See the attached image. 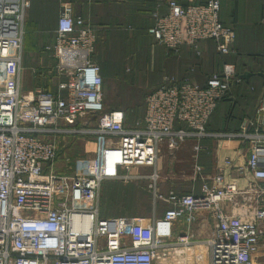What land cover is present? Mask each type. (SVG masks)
Returning a JSON list of instances; mask_svg holds the SVG:
<instances>
[{
  "label": "built area",
  "instance_id": "obj_1",
  "mask_svg": "<svg viewBox=\"0 0 264 264\" xmlns=\"http://www.w3.org/2000/svg\"><path fill=\"white\" fill-rule=\"evenodd\" d=\"M28 7L29 0H0V68L14 74L0 89V264H194L203 256L198 245L206 248L207 264H255L264 232V93L238 130L211 132L208 118L230 85L241 82L235 66L223 63L203 84L164 75L145 96L142 116L126 123L123 110H104L100 65L92 58L96 34L68 2L61 5L53 42L44 46L53 59L48 72L61 78L56 90H23ZM219 10V0H156L146 32L175 52L185 45L199 53L198 42L211 40L218 54H228L235 32ZM96 115L92 126L86 118ZM81 135L99 142L94 170L54 171L58 139ZM205 137L247 142L249 153L242 163L223 157L205 173L197 164ZM187 141L198 192L157 193L155 173L154 200L168 205L160 217L154 209L147 217L100 213L104 179L144 178L131 172L140 166L156 170L162 144L172 150ZM226 168L234 170L233 179H225ZM246 174L250 179L240 186L237 180ZM241 200L246 207L239 211ZM200 211L213 221L203 239L191 229ZM177 221L186 226L173 237Z\"/></svg>",
  "mask_w": 264,
  "mask_h": 264
},
{
  "label": "rangeland",
  "instance_id": "obj_2",
  "mask_svg": "<svg viewBox=\"0 0 264 264\" xmlns=\"http://www.w3.org/2000/svg\"><path fill=\"white\" fill-rule=\"evenodd\" d=\"M29 25L26 23L24 25L25 34L23 38V48L26 49V54H24L22 61L23 84L24 77H26L25 80L27 88L31 87L33 80L31 74L29 73L30 68L28 69V67H35L38 63L40 64V61L33 60L32 58L35 54V51L40 49L41 37L45 38L43 37L44 35H50V37L53 38L52 33L44 32L41 33L43 35H40V33L31 32V30L28 29ZM146 26L143 25L144 28ZM95 34L97 37L96 41H98L95 55L99 56V54H101V56L104 57V49L101 42L99 44L97 31ZM125 39L130 45L128 47L126 46L125 48V58L127 59L124 60L123 73L121 77H115L116 75L113 77H106L102 72V79L103 103L105 105L104 110L114 108L112 106L115 105L124 104L125 100H128V98L131 99L130 101H134V105L131 106L133 110L128 111V109L123 110L119 108L124 112L126 111L125 113L128 115L127 123H131V120L139 117L143 113L145 96L150 90L158 86L164 75L172 74L177 77L182 76V74L184 75L188 73L190 66L196 65L200 62V60H202L204 64V69H190L191 74L192 72L195 74L196 71L200 70L199 72L203 73L204 75L209 72L219 70L221 65L225 62L232 63L229 59H227L229 54L219 55L215 49V46H213L211 43L206 44V50L204 49V53L201 52L200 54V52H196V54H193L194 57H192L191 55L185 56L181 54V52L174 53V51L157 44L152 37L144 35L143 31L137 33L133 27L130 29V33ZM101 40L105 41L103 37ZM198 49L200 48L198 47ZM177 57L180 59V61L175 59ZM247 57H249V55L246 56L245 54L241 57L242 63H244L242 64L240 62L241 66L247 67ZM178 64L187 66L184 70L182 69L183 73L181 74L174 72V70H179ZM249 65L252 66L251 70L254 71L264 68V66L258 67L252 64ZM49 75L50 76L47 80L50 81V85H48V88L52 90L55 80L52 78V74L50 72ZM13 78L14 74L12 70L0 68V89L2 88L3 83H12ZM253 82L256 83L257 86H260L258 79L254 80ZM120 88H125L127 93H120ZM24 89L26 88L23 87V90ZM240 89L243 91L244 87L241 86ZM232 91L233 89H231L230 93H232ZM251 91L254 93V89ZM247 93L250 94V92ZM253 93L251 92L250 95H254ZM260 93H262V91H260ZM253 100L254 99L252 98L250 102H253ZM225 104L226 102L222 105H219L214 111L210 119V126L221 129L235 128L238 126L236 122H231L226 119ZM243 110L244 113L249 112L248 109ZM236 114H238V112ZM97 118L98 115L95 117L87 116L86 119H90V125L94 126ZM236 143H238L237 145L239 146L242 144L241 142L239 144L238 141H236ZM98 149L99 142L92 136L81 135L77 138L60 137L58 139V155L55 159V162L53 163V170L61 174H72L77 170H82L86 173L91 172L94 170L97 163ZM241 149L243 150L239 151L243 153L245 151L244 147L241 146ZM179 151L180 153H183V156H179ZM199 154L200 153L197 154V164L200 163V160L198 161V159H200L201 155L199 156ZM158 158L160 160V170H154V167L140 166L131 172V174L139 173L146 175L144 178L129 177L127 180L104 179L100 189V213L103 216L114 215V217L122 218L133 216L147 217L151 215L152 210L154 209L155 214L158 215V213L161 212L160 210L162 208H166L168 205L164 201L158 199L154 200L155 198L153 196V188H151L150 185L154 180L155 176L153 175L155 173L158 176V178L156 177L157 180L155 183V188L157 193L160 194H165L170 190H173L175 193L179 194L188 190L187 185L189 186L190 182H193L194 185L200 184L198 179L192 180L195 163L191 145L183 144L182 146L171 150L166 146V144H162L159 149ZM211 229L212 227L210 228L209 232ZM261 230L264 229L261 228ZM253 260L255 264H264V232H262L259 249L253 256Z\"/></svg>",
  "mask_w": 264,
  "mask_h": 264
},
{
  "label": "crops",
  "instance_id": "obj_3",
  "mask_svg": "<svg viewBox=\"0 0 264 264\" xmlns=\"http://www.w3.org/2000/svg\"><path fill=\"white\" fill-rule=\"evenodd\" d=\"M219 1H220L219 15L221 21L231 26L235 32V40L232 45L233 51L228 53L229 55L227 59H229L232 62V64L236 68V71L239 72L240 74L243 71L264 72V68L255 71L251 70L252 66L249 65L252 64L258 67L264 66V59H262L264 58V0H219ZM63 2H68L71 5L74 15L81 16L85 21L88 22V24L93 29H96L98 34L100 32L101 38L102 37L105 38L104 33L106 31L102 29L104 28V24L107 23V21L112 22L117 20L121 22H128L134 20L136 21L137 24H141L142 26L150 25L152 22L151 11L156 5L155 0H29V7L27 9L26 19H25L26 24L29 25L31 23L30 24L31 26L29 25L28 29L31 30V32L33 33H40V35H43L41 33L44 32L52 33L53 38H51L49 34H48L49 36L44 35L43 37L45 38L41 37L40 49L38 51H35V54L33 55L32 58L33 60L40 61V64L38 63L35 67H28V69L30 68L29 73L31 74L33 79L31 87L27 88L26 80H25L26 77H24V84H23V73H22V86L26 89H30L32 87L41 85L43 83H47L48 85H50V81L47 80L50 76L48 69L49 66L53 64V59L50 57L48 51L44 49V46L53 42L55 35L54 30L56 28L58 15L60 13L61 5ZM164 5H165L164 1H162L161 11L164 10ZM43 21H45L46 24L43 25ZM26 29H27V25H26ZM207 43H211L213 44V46H215L214 42L211 40H201L200 42H198V47L200 48L199 49L200 54L201 52L204 53V49L206 50L205 46ZM25 50L26 49L24 48V54H26ZM177 52L178 53L181 52V54L185 56L191 55L192 57H194L193 55L194 52L191 50V47L189 46L183 45ZM244 54L246 56L249 55V57H247L248 58L247 67L241 66L242 63L241 57ZM175 59L180 61L178 57ZM203 66L204 64L202 60H200L199 63L190 66V68L192 67L202 70L204 69ZM185 67L187 66L178 64L179 70L178 71L174 70V72L181 74L183 73ZM190 68L188 70H190ZM41 70H44L46 76L43 73H41ZM199 71H196L194 76L199 84H203L205 82L206 77L205 74L203 75V73H200ZM255 76H258L256 77V79L259 80L260 86H257L256 83L253 82L254 80H256L254 78ZM181 77L182 76H179L177 78H181ZM52 78L55 80L52 86L53 87L52 90L55 91L57 87L56 83H58V81L61 78L56 76L55 74H52ZM246 80L248 81L250 80V81L246 83L240 82L239 84H235V83L232 84L229 90L231 91V89H233L232 93L236 95L234 96L230 94L224 98L227 99L228 101L226 102L228 106V109H226V113H225L226 119L231 122L232 121L236 122L238 126H236L235 128H222V129L218 127L210 126V119L212 117V114L219 105L225 103V101L222 102L220 101L207 120L206 129L208 131L211 132L236 131L239 128V123L242 117L246 115H251L253 113L254 107L257 105L259 97L261 96L262 93H264V75L253 73L248 78H246ZM241 86L244 87L243 91H241L240 89ZM252 89H254V93L253 91H251ZM260 91H262V93H260ZM247 92H250V94L252 92L254 95H250ZM252 98L254 100L253 102H250ZM230 101H232L231 104H229ZM243 109H248L249 112L244 113ZM237 112L238 114H236ZM236 141H238L239 144L240 142L242 144H240L239 146L237 145L238 143H236ZM189 143L190 141H187L184 145H189ZM201 144L203 145V148L199 152L200 153L199 156L200 155L201 156L200 159H198V161L200 160L199 164H201L203 171L209 174L212 173L216 164L219 163L223 157H228L229 159H231L233 163H242L245 161L249 153L248 143L247 142L243 143L242 141H239L238 139L235 140L234 138L230 139L223 137L221 138L205 137L202 139ZM241 146L244 147L245 149L243 153L239 151V150H243L241 149ZM182 154L183 153H180L179 151L180 157L183 156ZM160 169H161L160 160L158 158L156 164V170L158 171ZM234 176H235L234 170L232 168H226L225 179L231 180L234 178ZM249 179H250V174H246L244 177L238 179L237 182L240 186H242ZM199 186L200 184L194 185L193 182H190L189 186L187 185L188 190L183 193H188L192 191L198 192ZM239 202L240 203L237 205L238 207L237 206L236 207L238 208L237 210L241 211L242 206H244L245 203L242 200ZM225 206L228 207V204H225ZM244 207H246V205ZM164 209L162 208L160 210L161 212L158 213V215L156 216L160 217ZM109 216H114V215H109ZM212 222L213 221L211 217L208 215V213L204 211H200L195 221L191 224V229L194 232V235H196L195 237H199L201 239L207 237L209 230L212 227ZM185 226L186 224L182 221L174 222L171 226L172 236L175 237L176 234L178 235L182 233ZM197 251H200L203 254V256L200 261L198 262L195 261L194 264H207L206 248L204 246L198 245Z\"/></svg>",
  "mask_w": 264,
  "mask_h": 264
},
{
  "label": "trees",
  "instance_id": "obj_4",
  "mask_svg": "<svg viewBox=\"0 0 264 264\" xmlns=\"http://www.w3.org/2000/svg\"><path fill=\"white\" fill-rule=\"evenodd\" d=\"M178 1H180L182 4H186V3H189L191 1H196V0H178ZM45 21H43V25L46 24ZM132 27H133L134 30L137 31V33H140V31L141 32L143 31L144 32V35L150 36L146 32L147 26L144 28L141 24H137L136 21H134V20H131V21H128V22H121V21H117V20L116 21H112V22L107 21V23L104 24V28L102 30L106 31L104 33L105 34L104 35L105 38H103V39H105V41H102L101 40V37H100L101 34H100V32L98 34L99 44L101 42V44L103 46V49H104L103 50L104 57L101 56V54H99V56L98 55H94L95 54L94 52L92 54V58L94 56L95 59L94 58L93 59L96 60V62H98L99 65H100V68H101V76H102V72H103V75L106 76V77H113L114 75H116L115 77H117V76L118 77H121V75L123 73V63H124V60L127 59V58H125V56H126L125 55V48H126V46L128 47L130 45V44L127 43V41H126L125 38L129 35L130 29ZM94 31L96 33V29H94ZM96 39H97V37H96ZM97 42L98 41H96L95 48H96V46H98ZM103 43H104V45H103ZM191 50L194 52V54H196V50L195 49L191 48ZM95 52H96V49H95ZM174 53H175V51H174ZM190 69L192 70L193 68L191 67ZM210 73L211 72L205 74V77L208 76ZM237 73H238V75H240L241 82L242 83H246V82H249L250 81V80L248 81L244 77H242L239 72H237ZM193 74H194V72H192V74H191L190 73V70H188V73L182 75V77L189 76V77L193 78L195 81H197L195 79V76ZM170 75H172V74H170ZM256 77H258V76H255L254 78H256ZM232 84H234V82ZM235 84H239V83H235ZM41 85L46 86L47 88L49 87L47 83H43ZM119 91H120V93H124V94L127 93L125 88H120ZM229 91L230 90L228 89L226 95L220 100L221 102L222 101L228 102L227 99H224V98L226 96L230 95V94L231 95H234V96L236 95L234 93H230ZM130 100L131 99L128 98V100H125V103L124 104H119V105H115V106H112V107H114V108H121L123 110H127L128 109V111L129 110H133L131 108V106L134 105L133 104L134 101H130ZM231 102L232 101H230L229 104H231ZM225 108L228 109L227 103L225 104ZM229 111H230V109H229ZM142 114L139 117H136L133 120H131V123L134 120L139 119L142 116ZM125 116H126V123H127L128 122V119H127L128 115H127V113H125ZM118 190H120V189H118Z\"/></svg>",
  "mask_w": 264,
  "mask_h": 264
},
{
  "label": "water",
  "instance_id": "obj_5",
  "mask_svg": "<svg viewBox=\"0 0 264 264\" xmlns=\"http://www.w3.org/2000/svg\"><path fill=\"white\" fill-rule=\"evenodd\" d=\"M257 73L259 75H264V72H248V71H243L241 73V76L244 77L245 79L248 78L251 74Z\"/></svg>",
  "mask_w": 264,
  "mask_h": 264
}]
</instances>
